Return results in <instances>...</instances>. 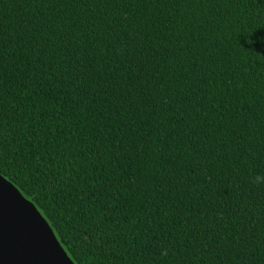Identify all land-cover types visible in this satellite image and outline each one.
<instances>
[{
	"label": "trees",
	"instance_id": "trees-1",
	"mask_svg": "<svg viewBox=\"0 0 264 264\" xmlns=\"http://www.w3.org/2000/svg\"><path fill=\"white\" fill-rule=\"evenodd\" d=\"M0 174L75 264H264V0H0Z\"/></svg>",
	"mask_w": 264,
	"mask_h": 264
},
{
	"label": "water",
	"instance_id": "water-1",
	"mask_svg": "<svg viewBox=\"0 0 264 264\" xmlns=\"http://www.w3.org/2000/svg\"><path fill=\"white\" fill-rule=\"evenodd\" d=\"M0 264H75L35 204L1 174Z\"/></svg>",
	"mask_w": 264,
	"mask_h": 264
},
{
	"label": "snow or ice",
	"instance_id": "snow-or-ice-1",
	"mask_svg": "<svg viewBox=\"0 0 264 264\" xmlns=\"http://www.w3.org/2000/svg\"><path fill=\"white\" fill-rule=\"evenodd\" d=\"M211 247V245H209Z\"/></svg>",
	"mask_w": 264,
	"mask_h": 264
}]
</instances>
